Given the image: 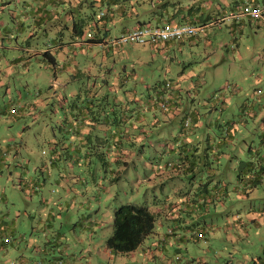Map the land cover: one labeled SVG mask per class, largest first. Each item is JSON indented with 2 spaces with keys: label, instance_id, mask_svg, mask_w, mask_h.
Returning <instances> with one entry per match:
<instances>
[{
  "label": "rangeland",
  "instance_id": "rangeland-1",
  "mask_svg": "<svg viewBox=\"0 0 264 264\" xmlns=\"http://www.w3.org/2000/svg\"><path fill=\"white\" fill-rule=\"evenodd\" d=\"M240 1L203 0L202 3L207 5L212 3V6L201 9L200 13H203L206 20L213 21L215 16L222 14H226V17L208 23L192 36L182 37L179 46L170 50V57H162L149 44L139 46L141 49V58L138 62L141 65L140 73L151 88L136 80V90L143 93L144 97L153 92L154 81L158 78L168 77L174 81L177 80L184 90L189 88L191 92V97L187 95L188 92L182 93L183 97L189 98L188 109H194L198 113L190 114L191 118L188 117L190 123L185 127L182 126V114L189 110L184 107L180 108V112L171 120L165 123L160 122L158 126L144 121L143 127L146 133L144 141H147V144L144 145L143 154L139 153L141 145L131 144L129 147H134V158H127L129 163L122 166L113 162L111 172L106 165L101 166V161L95 156L90 169L77 170L79 176L87 180L84 183L72 176L68 169L53 168L55 172L53 177L45 176L46 182L43 187H40L37 184L39 178L42 182L40 163H36L35 171L32 165L33 158L28 163L32 165L29 166L31 177L28 178L22 160L25 151L18 147L31 146V155L38 161L43 156L42 148L49 152L44 137L51 134L52 129L56 133L59 132L54 121L61 87L57 83L53 87H48L46 79L51 76L50 69L38 68L37 74L25 72L24 75L23 71L18 72L16 68L14 71H8V75L1 72L5 84H10V87L8 90L0 87V209L10 210V217L4 219L8 223L13 221L14 207L21 209L23 213L15 220L21 225V231L24 232L25 237L18 241L12 238L7 228H0V264H19L18 259L21 255L35 264H169V261L179 255L173 252L174 247L170 245L166 251H163L164 255H159L155 251L158 245L155 242H159L158 238H163L169 227L172 228L178 224L198 225V214L194 211L187 215L179 213L181 217L178 220L167 217L170 210L168 204L177 202L180 198L178 194L171 192L172 184L171 180H168V175L174 169L165 166L164 163L167 159H173L174 154L162 152L159 165L151 167V162L155 163L157 159L154 158L149 141L157 140L158 137L169 134L170 131L184 133L191 125H197L196 117L193 115H200L202 125L196 126L199 130L210 128L219 131L225 126L233 127L235 119L238 122L236 132L238 130L255 132V141H261V133L258 131L263 129L264 125L262 124L264 106L253 104L251 100H247V96H250L255 87H264V69L262 68L264 67V25L257 24L255 19H249L247 16H243L242 20L236 19V24H233L234 19L229 14L231 11L229 6ZM2 2L5 7L9 5L6 0H0V3ZM15 4L19 9L21 0ZM13 5L14 3L11 2L12 9ZM84 10L88 12L89 6L85 5ZM7 15V9L0 12L1 19L15 30L19 26L9 22ZM131 21L132 19L128 22ZM24 24L27 25L26 29H29L30 25ZM118 25L110 26L113 34L117 33ZM17 35H19L18 39L22 33H14V41ZM67 36L66 33L65 38ZM25 41L26 37L24 43ZM106 47L100 48L98 44H94V48L100 51L99 54L102 50L108 52L100 67L96 64L101 57L92 58L81 54L78 59L84 66L89 62L88 66L92 68L91 82L96 81V85L101 87L104 93H111L108 86L113 84L116 72L122 75V64L133 62L135 67H138V64L136 57H120L116 53H111ZM105 67L116 72L105 73ZM79 71L75 83L85 81L84 69ZM260 72L263 76L259 78ZM104 73L107 75V82L101 77H95ZM180 73L183 75L181 79L178 78ZM8 79H10L9 82H7ZM31 80L42 86L41 92L38 93L34 87L27 85L26 81L31 83ZM235 85L242 86L233 92L232 88ZM223 93L227 103L222 100ZM213 95H219L218 99H215ZM41 100L43 102L40 103ZM207 100H209L208 105L217 101L216 108L205 111L206 107L203 103ZM184 103H186L185 100ZM12 107L16 109L15 112H10ZM156 112L164 116L162 109L157 108ZM149 116L151 118V113ZM209 121H211L210 124ZM51 125H53L52 128ZM236 132L233 133L229 142L234 144L238 142L240 133ZM226 146L232 145L223 144V147ZM157 168L166 172L157 176ZM115 174H118L117 179L114 178ZM193 174L194 172L191 171L187 174H178L183 190H187ZM22 177H25L26 181H19ZM193 184L191 196H194L193 192H197L200 188L195 182ZM110 187L112 190L108 193L107 188ZM260 188L264 189V185ZM92 194H94L93 197ZM260 196L261 198H254L252 201L255 221L245 223L246 232L241 228L238 229L240 237L230 245L228 250L231 254L224 259L222 256L223 261L229 260L231 264H238L247 255L264 259V195ZM81 200L83 204L80 203ZM123 202L146 204L155 215L152 233L147 235L139 247L131 252H115L107 248L105 244V239L113 230V209ZM225 204L227 214L239 211L244 219L245 215L247 216V205L250 206L246 200L232 202L227 199ZM92 215L96 222L91 224L86 219H91ZM212 243H220V240ZM213 248L216 246L214 245ZM182 252L184 256L189 255L190 259L206 254L211 264H223L218 256H214L213 249L203 252L199 248L191 247ZM216 252H219L218 249ZM224 253H227V250L224 249ZM193 263L197 264L195 260Z\"/></svg>",
  "mask_w": 264,
  "mask_h": 264
},
{
  "label": "crops",
  "instance_id": "crops-1",
  "mask_svg": "<svg viewBox=\"0 0 264 264\" xmlns=\"http://www.w3.org/2000/svg\"><path fill=\"white\" fill-rule=\"evenodd\" d=\"M160 1L162 0H156V3ZM253 1L264 5V0ZM6 2L9 4L6 7L4 6V2L0 3V12L7 9L8 21L19 26L15 30H12V26L5 23L0 16V87L8 90L10 84H5L4 79L1 77V72H5L8 75V71H14L16 68L18 72L21 71L22 73L23 71L24 75L25 72L37 74L36 69L38 68L49 69L46 61L38 59L37 56L40 55V51L46 49L45 44L48 42V39H51L52 35L56 34L59 30L62 13L61 11L58 12V9L62 10V7L57 0H21L19 9L15 4L18 3V0H6ZM11 2L14 3L13 9L10 6ZM132 2L138 3L136 0H132ZM204 4L207 5L206 3ZM142 5L147 6L145 3ZM48 13H50V17L46 16ZM121 18L125 17L116 12L113 15L112 21L108 22V25L111 24L116 27ZM133 18L134 16L131 13L126 19L127 25L124 29H129L136 24ZM131 19L132 21L128 22ZM261 19L262 22L260 23L264 25V17ZM24 23L30 25L29 29H26L27 25ZM49 23H53V26L44 30L37 25L48 26ZM121 30V27H117L116 34L118 35ZM71 31L72 29L69 27L63 32L58 31L61 40L65 41L64 43L54 44L51 41L52 47L50 50L58 58V64L55 75H51L48 77L49 79H46L48 87H53L56 83L61 87V95L57 99L58 108H55L56 116L54 121L59 132L56 133L52 129L53 132L44 137L47 141L49 152L42 148L41 152L43 156L40 157L39 161L31 155V146L24 145L23 148L22 146L18 147L25 151L22 155V160L29 179L31 177L29 166L33 165L36 171V163H40L39 171L42 182L40 178L37 181L40 187H43L46 182L45 176L49 178L53 177L55 174L53 168H58L59 170L61 168L68 169L69 173L77 180H80L82 183L86 182L87 180L79 176L77 170L80 168L90 169L95 156L101 161V166L106 165L109 172H111L113 162L118 166L127 165L129 163L127 158H134V147L129 146L131 144H134V146L141 145L139 153L143 154L142 150L144 149V145L147 144V141H144V136H146L145 128L143 127L144 121L149 120L151 125L158 126L160 122L165 123L175 117L179 112L178 110L182 107L189 110L186 111L189 112L188 114L195 112L194 109H188V97L185 100L186 103H184L183 95L180 99L178 98L181 96V93L176 89L173 90V96L177 99L178 105L173 100L171 111L162 110L164 112L163 117L160 113L156 112V109H159V107L153 102V97L159 93V90H163V80L168 77H160L154 81L153 92L143 97V93L136 90V80L141 81L149 89L151 85L148 81H144V77L140 73L139 68L141 67L139 66L141 65L138 64L140 60L138 58L136 59L138 67H135L133 62L122 64V75H120V72H116L109 67L104 68L105 73L116 72L113 84L108 86L111 93H104L101 87L96 85V81L91 82L90 70L92 68L88 66L89 62L84 66L78 59V56L82 54L83 56H90L92 58L95 56L101 57L98 63L93 61L100 67L105 61L104 58L108 52L102 50L101 54H99L98 52L100 51L94 48L95 43L85 44L82 48L74 47L72 43L67 41L70 38L69 34H71ZM14 33H22V35L18 39L19 35H17L14 41ZM66 33L68 36L65 38ZM112 35L115 34L112 33ZM25 37L30 42H42L44 45L30 43L27 44L25 49L26 44H23L25 45L23 47L19 43H23ZM74 38H78L76 32L73 36ZM107 43L96 44L100 48H105ZM179 43L174 40L169 41L166 50L158 52L164 58L170 57V50L179 46ZM132 46L133 43H126L118 48L110 49L107 48L108 46L106 48L110 49L111 53H116L120 57H131L133 52L135 55H141V49H133ZM262 68L264 69V67ZM79 69H84L85 81L75 83L80 72ZM105 73L95 77H101L107 82V75ZM261 76L263 74L260 72L258 77L260 78ZM178 78H183V75L180 73ZM9 81L10 79L7 82ZM26 83L34 87L38 93L41 92L42 86L37 85L34 80H31V83L26 81ZM177 83L180 84L179 81ZM241 86L235 85L232 91L236 92ZM219 95H213V97L218 99ZM224 95L225 93L222 94V100L227 103ZM247 100H251L253 104L264 106V87H255L250 96H247ZM41 102L43 101L41 100ZM208 102L209 100L203 103L206 107L205 111H211L216 108L217 101L210 105H208ZM174 104L178 106L177 110ZM241 109L244 111V107ZM149 112L151 113V118ZM193 116L196 117L195 124L197 125H191L189 130L184 131V133L178 134L176 131H170L169 134H164L158 137L157 140L149 141V144L153 148L154 158L157 159L155 163L151 162V167L152 165L154 167L155 165H159L162 152L174 154L173 159H167L164 163L165 166H170L174 169L168 175V180H171V192L173 191L174 194H178L180 198L177 202H170L168 204L170 210L167 217L178 220L181 217L179 213L187 215L194 211L198 214L197 218L199 219V223L196 226H182L181 224L173 226L172 234L167 233L166 229L165 234L162 236L163 238H158L159 242H155L158 243L155 251L159 255H164L163 251H166L169 245L174 247L173 252L179 254L174 260L169 261V264H194V260L197 264H211V261L206 258V254L204 256L198 255L191 259L189 255L184 256V252L182 251H187L191 247L199 248L203 252L213 249L215 257L218 256L221 259L223 256V259L226 258L228 254H231L228 250L230 245L240 237L238 229L241 228L246 232L247 226L245 223L247 221H255L252 201L254 198H261L260 195H264V189L260 188L264 185V125L263 129L258 131L261 133V141L257 142L255 141V132H248L247 130L244 132L238 130L236 132L238 122L235 119L233 127L225 126L219 131L210 128L199 130L196 126L202 125L200 115ZM210 123L211 121H209ZM262 124H264V116L262 117ZM50 127L52 128L53 125ZM235 132L240 133L236 144L229 142ZM225 143L232 146L223 147ZM32 158L34 159L32 165H28L32 161ZM168 161L172 162V165H168ZM189 171L194 172V174L192 175L190 185L185 191L181 188L182 181H179L178 174H187ZM165 172L166 170L157 168L156 175L160 176ZM114 178L117 179L118 174H115ZM20 180L26 181L25 177H22ZM196 180H198V183ZM193 182L200 188L197 192H193L194 196H191L192 189L194 188ZM15 186L18 188L17 185ZM157 186L160 187L159 183H157ZM111 190V187L107 188L108 193ZM93 196L94 194H92ZM4 197L8 200L6 195ZM227 199L232 202L246 200L250 204V206L247 205V216L245 215V219L239 211L226 213L227 207L225 201ZM80 203L83 204V201L81 200ZM14 208L13 221L10 223L4 220L10 217V210L3 211V209H0V228H7L12 234V238H16L19 241L25 237V234L21 231V225L15 219L23 212L19 207L18 209L17 207ZM86 221L91 224L96 222L94 215L91 216V219H86ZM29 240L32 241L30 238ZM217 240H220V243H212ZM214 245L216 248H213ZM216 249L219 252H216ZM224 249L227 250V253H224ZM223 259L220 260L223 264H231V261L225 262ZM18 262L19 264H35L24 255H21ZM238 264H264V259L247 255Z\"/></svg>",
  "mask_w": 264,
  "mask_h": 264
},
{
  "label": "trees",
  "instance_id": "trees-1",
  "mask_svg": "<svg viewBox=\"0 0 264 264\" xmlns=\"http://www.w3.org/2000/svg\"><path fill=\"white\" fill-rule=\"evenodd\" d=\"M136 1L138 3L132 2V0H57V2L62 7V10L58 9V12L61 11L62 13V17L60 18L61 25L58 31L63 32L68 27L71 28L72 31L71 34H69L70 38L67 41L69 43H72V45L76 48H82L85 46V44L88 43L96 44L108 42V39L112 36L113 33V31H111L112 28L110 27L111 24L108 25V22L112 21L113 15L116 12H118V14H120L121 16L125 17L121 18L120 21H118L117 23V25L119 24L118 26L122 29L121 32L128 30L124 29V27L127 25L126 19L131 15V13L134 16L133 19L136 22L134 26L142 24H163L165 22H188L202 24L205 26L208 23L215 22L226 17V14H222L221 16H215L213 21L206 20V18L202 15L203 13H200L201 9L203 10L212 6V3L210 5H205L204 3H202L203 0H162L159 3H156V0ZM144 3L147 4V6H143L142 4ZM247 4H250L252 6L258 5L264 7V5L260 2H255L253 0H241L240 2H235L231 7L229 6L231 10L229 14H231L232 19H234L232 23L236 24V19L242 20L243 16H247L249 19H255L257 21V24L262 25L260 23L262 22V17H254L248 14H239L235 16V14L240 12ZM85 5L89 6L88 12L84 10ZM140 5H142L143 7ZM46 16L50 17L51 15L50 13H48ZM41 24L37 25L38 27L43 28V30L48 27L51 28L53 26V23H49L48 26H42ZM58 31L56 34L52 35L51 39H48V42L45 44L46 49L40 51V55L37 56L38 59L44 62L46 61L47 66L51 72L50 74L52 76L55 75L56 67L58 64V58L50 50V48L52 47L51 41H53L54 44H60L65 42L61 40V36L59 35ZM75 32L78 38L73 39ZM121 32H119V34ZM189 36L192 35L183 37ZM181 39L182 37L170 39L164 42L162 45L156 44L154 46L151 43H128H133V49L140 48L139 46L141 45L149 44L150 47L154 48V50L164 51L166 50L169 41L174 40L176 42H180ZM19 43L22 45L26 44V46L23 45V47L25 46V49L27 47V44L30 43H40L41 45H44V43L42 42H30L29 40H26L25 43L24 41L23 43ZM107 46L111 49L118 48L121 45H114L113 43L108 42ZM139 55H135V53L133 52L131 57H136V59H140L141 56ZM177 84V81L175 82L171 78H165L163 80V90H159V93L157 95H154L153 97V102L156 103L160 109L166 111L172 110L173 100H175V102L177 101V99L174 98L175 96H173V90L175 89L179 93H181V96L178 97L179 99L182 97L183 92H188V96L191 95V92H189V88L188 90H184V87H181L180 84ZM186 99L187 96L184 97V100ZM176 104L178 105V102H176ZM177 105H175L176 110L178 109ZM15 111L16 109L10 112ZM195 112L198 113V111ZM188 113L189 112L184 111V113L182 114V126H184L183 123L185 118L191 116ZM148 121L149 120H147L146 122ZM167 164L172 165V162L168 161ZM112 222V233L105 239V244L107 248L115 252H130L134 250L147 235L152 233L154 228L155 215L146 204L123 202L113 209ZM171 230V232L173 233V228H171Z\"/></svg>",
  "mask_w": 264,
  "mask_h": 264
},
{
  "label": "built area",
  "instance_id": "built-area-1",
  "mask_svg": "<svg viewBox=\"0 0 264 264\" xmlns=\"http://www.w3.org/2000/svg\"><path fill=\"white\" fill-rule=\"evenodd\" d=\"M264 7L252 6L247 4L244 8L235 14H248L254 17H264ZM204 25L196 23H171L165 22L163 24H142L136 25L127 31H123L118 35H112L108 42L114 45H122L128 42L138 43H151L154 45H162L164 42L180 38L183 36L196 34L197 31L201 30ZM78 42V41H77ZM163 105V104H162ZM15 108H11L10 111H14ZM190 123L189 118H185L183 125L188 126ZM168 233H172L171 228L167 229Z\"/></svg>",
  "mask_w": 264,
  "mask_h": 264
}]
</instances>
